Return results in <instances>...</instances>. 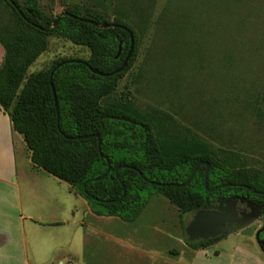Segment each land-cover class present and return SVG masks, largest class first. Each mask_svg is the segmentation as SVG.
<instances>
[{
  "label": "trees",
  "instance_id": "1",
  "mask_svg": "<svg viewBox=\"0 0 264 264\" xmlns=\"http://www.w3.org/2000/svg\"><path fill=\"white\" fill-rule=\"evenodd\" d=\"M12 1L0 0V8L7 11L0 19L4 48L0 106L23 137L33 166L69 183L95 215L134 221L153 193L165 196L180 214L207 208L212 192L204 187L206 163L207 187L233 184L220 190L247 193L238 185L245 184L264 191V175L235 159L234 153L216 151L207 139L182 129L166 111L140 107L126 93L112 96L136 58L140 38L134 24L147 17L154 0H113L112 20L92 6L72 5L52 16L40 7L39 0ZM72 15L111 25L97 27ZM122 26L134 37L127 65L110 76L91 72L89 67L104 73L120 67L130 46L129 32ZM52 34L87 47L89 56L60 57L47 69L28 73L47 49ZM253 111L264 119L259 106ZM96 134L111 165L101 179L96 178L107 171L108 164L100 156ZM200 161L203 164L196 166ZM193 170L190 182L181 186ZM146 180L177 185L157 186ZM186 225L182 227L184 235ZM186 244L192 249L200 247L198 241L186 239Z\"/></svg>",
  "mask_w": 264,
  "mask_h": 264
},
{
  "label": "rangeland",
  "instance_id": "2",
  "mask_svg": "<svg viewBox=\"0 0 264 264\" xmlns=\"http://www.w3.org/2000/svg\"><path fill=\"white\" fill-rule=\"evenodd\" d=\"M39 5L52 16L78 5L114 17L113 0H39ZM6 15L0 8V19ZM136 22V58L112 96L126 93L140 107L170 113L186 132L264 175V119L253 111L254 106L264 110V0H154L147 17ZM89 53L52 34L28 73L47 69L60 57ZM78 201L76 217L83 225L29 233L32 264H264L253 238L264 221L262 211L252 213L258 219L248 223L251 227L236 228L194 251L182 229L190 214H180L161 194L149 196L131 222L89 216Z\"/></svg>",
  "mask_w": 264,
  "mask_h": 264
},
{
  "label": "crops",
  "instance_id": "3",
  "mask_svg": "<svg viewBox=\"0 0 264 264\" xmlns=\"http://www.w3.org/2000/svg\"><path fill=\"white\" fill-rule=\"evenodd\" d=\"M3 56L1 45L0 66ZM79 199L84 213L98 216L69 183L33 166L23 137L0 106V264H32L27 237L40 227L83 225L76 217ZM164 262L151 264H171Z\"/></svg>",
  "mask_w": 264,
  "mask_h": 264
},
{
  "label": "water",
  "instance_id": "4",
  "mask_svg": "<svg viewBox=\"0 0 264 264\" xmlns=\"http://www.w3.org/2000/svg\"><path fill=\"white\" fill-rule=\"evenodd\" d=\"M10 1V3L13 4L12 0H8ZM24 1V0H22ZM67 15H69L68 13H66ZM73 16V15H72ZM74 18H78L76 16H73ZM80 20L83 21H88L90 23H92L93 25L97 26V27H101V28H106L109 27L111 24L107 23V22H102V23H97L96 21H91V20H86L83 18H78ZM59 19L57 18L55 20V22L53 23V26L56 25V23H58ZM113 26H116V24H112ZM36 27H38L39 29H42V27L35 25ZM123 27V26H122ZM124 29H127L125 27H123ZM127 31L129 32V36H130V46L128 49V52L122 62V64L120 65L119 68L115 69L114 71H111L109 73H104L101 71H98L95 68H91L89 67L90 71L99 75V76H110L112 74L118 73L119 71H121L128 63L132 52H133V48H134V37L133 34L127 29ZM121 51V46H119L118 52L116 54V57L120 54ZM86 64V63H85ZM87 65V64H86ZM52 76V73H51ZM51 83V87H52V91H53V95H54V99H55V106L57 108V102H56V96H55V91L53 88V84ZM91 135H85L84 137H88ZM96 137L98 138V149L100 151V156L104 159H106L108 167H107V171L100 177L96 178V179H101L102 177H104L105 175H107V173L110 170V162L108 160V158L101 152L100 150V138H99V134H96ZM202 164V162H198L196 164V166ZM206 169H205V174H204V187L208 190V191H212V190H216L219 189L221 187L224 186H230L231 184H220V185H216L214 187H207V177H208V169H209V164L206 163ZM135 169V168H134ZM139 175L143 178V174L142 172L138 171ZM194 175V170L191 172L190 177L188 178V180L184 183H181V186H184L186 184H188L190 182V180L192 179ZM148 183L153 184V185H157V186H170V185H177L174 183H160V182H154V181H150V180H146ZM248 187V186H246ZM249 188V187H248ZM125 192L124 187H123V193ZM225 211H215V210H211V209H205V208H201V209H197L193 212L190 220L188 221V224L185 227V235H186V239L188 241H193L196 239H206L207 237H211L213 238V241H216V236L222 232H230L233 231L234 229H232L230 226H226L225 222H226V218H225ZM247 222V221H246ZM251 221H248V223ZM246 223V225L248 224ZM237 229H239L240 227H236Z\"/></svg>",
  "mask_w": 264,
  "mask_h": 264
},
{
  "label": "flooded vegetation",
  "instance_id": "5",
  "mask_svg": "<svg viewBox=\"0 0 264 264\" xmlns=\"http://www.w3.org/2000/svg\"><path fill=\"white\" fill-rule=\"evenodd\" d=\"M232 185L233 184H231L230 186ZM238 185L242 186L247 191V193L236 192L234 190L222 192L220 188L209 191L212 193L210 194L209 199H207V208H205L215 211H225V225L230 226L232 229H236V227H243L244 225H246V223H248V221H254L255 219H258L255 215L252 216V213H254V211L264 212V191L254 189L245 184ZM246 186H248L249 188ZM192 214L193 212L190 214V218ZM251 226L252 224H247L244 227L247 228ZM227 233L228 232H222L218 234L216 236V239L226 236ZM253 238L261 251L264 253V221L260 226L254 229ZM212 239L213 238L211 237H207L206 239L199 238L193 241H198L200 243V247L205 248L213 242Z\"/></svg>",
  "mask_w": 264,
  "mask_h": 264
}]
</instances>
